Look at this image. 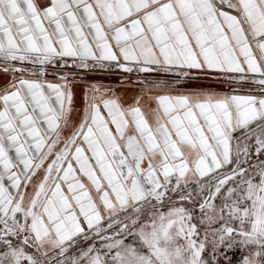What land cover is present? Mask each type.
Instances as JSON below:
<instances>
[{
	"label": "snow or ice",
	"instance_id": "1",
	"mask_svg": "<svg viewBox=\"0 0 264 264\" xmlns=\"http://www.w3.org/2000/svg\"><path fill=\"white\" fill-rule=\"evenodd\" d=\"M0 264H264V0H0Z\"/></svg>",
	"mask_w": 264,
	"mask_h": 264
}]
</instances>
